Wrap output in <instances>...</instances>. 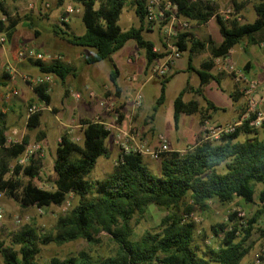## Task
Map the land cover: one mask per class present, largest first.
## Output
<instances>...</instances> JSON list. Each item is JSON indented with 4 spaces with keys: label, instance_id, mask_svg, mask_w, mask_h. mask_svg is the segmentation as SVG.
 I'll return each mask as SVG.
<instances>
[{
    "label": "trees",
    "instance_id": "obj_1",
    "mask_svg": "<svg viewBox=\"0 0 264 264\" xmlns=\"http://www.w3.org/2000/svg\"><path fill=\"white\" fill-rule=\"evenodd\" d=\"M72 1L83 7L82 21L86 31L77 34L71 30L68 22L60 21L52 25L53 34L72 46L94 49V54L85 58L87 64L108 61L112 66L110 79L117 90L120 70L113 55L129 40H134L145 51L146 69L154 60L164 56V53L155 51V43L145 36L146 28L155 23L147 18L148 0L129 1L140 21L139 26L129 29H123L120 24L128 0ZM169 1L178 6L180 15L198 25L215 18L223 36V41L218 45L211 37L203 40L188 30L178 35L179 49L189 53V69L195 70L201 80L200 87L187 85L174 100V118L178 129L181 113H199L202 123L205 119H211L210 109H219L204 96L203 87L212 80L219 82V75L212 72L216 59L227 57L245 39V50L261 43L264 36V0L254 3L257 14L254 21H240L234 15L226 19L219 12L218 4L212 0ZM66 2L57 0V5L63 6ZM245 2H229L235 13H241L242 19ZM0 8L8 15L6 23L0 22V32L5 33L10 41L21 18L19 15L10 16L2 2ZM26 18L30 19L28 15ZM29 25L39 37L40 32L33 21ZM207 49L211 58L202 63L201 69L195 68L193 55ZM29 62L41 73L54 75L63 83L70 75L77 74V67L62 59H29ZM10 78L9 72H4L0 85H6ZM170 78L171 75L162 78L161 94L152 114L145 121L146 125L153 123L164 105L166 83ZM33 90L40 102L47 105L52 103L47 82L33 86ZM187 91L204 96L208 107L201 106L196 99L185 101ZM231 98L235 102L239 97L232 94ZM42 114L37 111L28 117L27 127L30 130L41 125ZM5 117L4 113L0 114V193L24 206L35 205L43 209L63 205L70 194L79 198L75 207L58 217L55 234H41L35 227L26 225L14 234L15 248L6 245L0 238V256L5 264H38L41 246L51 242L62 245L85 239L90 245H96L100 242L97 236L101 232L107 233L117 244L114 253L103 256L81 251L65 258L52 257L45 264H242L253 249L251 237L255 225L264 216V140L258 137L257 129L244 125L216 141H202L200 135L198 143L185 152L172 150L163 155L161 175L150 171L143 155L131 152L118 160L109 177L90 180L87 176L96 167L98 159L110 154L106 140L111 131L100 120L82 119L81 142L68 132L61 135L54 160L52 187L44 189L31 180L39 176L43 167L39 152L31 156L27 165L16 162L12 167V161L18 160L29 140L9 142ZM123 119L124 115L121 114L119 122ZM242 134L247 138L240 141ZM22 176L30 180L24 183ZM257 184H261L262 188L256 195ZM256 198L259 208L247 222H242L235 211L227 221L211 225L213 234L220 237L216 247L202 248L195 243L198 224L189 216L196 209L205 212L214 200L221 204H229L237 199L253 203ZM152 205L165 215L156 229L135 238V222L139 224Z\"/></svg>",
    "mask_w": 264,
    "mask_h": 264
},
{
    "label": "rangeland",
    "instance_id": "obj_2",
    "mask_svg": "<svg viewBox=\"0 0 264 264\" xmlns=\"http://www.w3.org/2000/svg\"><path fill=\"white\" fill-rule=\"evenodd\" d=\"M129 1L130 0H128V3L125 6L120 17V24L123 29H129L132 26H137V25L139 26L140 24V21ZM163 1H167V0H163ZM257 1L259 0H250V2L252 3H255ZM3 3L9 15L12 17H16L17 15H19L21 21L19 23V27L17 28L18 30L15 34V37L13 36V38L10 41L6 42L5 44L0 43V48L2 49L4 47L7 48L10 47L11 49L12 48L15 49L16 54L14 57H12L14 63L11 64H13V66L16 67L17 70L20 67L24 66L23 63L27 62V65L31 66L30 68L33 71V73L31 71L30 73H26L27 71L20 70L19 71L21 73L20 79H23L22 76H24L25 74L26 75L33 74V76H36V74L39 72V69L36 66H33L31 62H29V60L21 61L18 59V53L20 50H23L25 47H31L38 52H42L44 55H46V57H48V55L51 53L52 54L56 53V50L59 48L57 46V42L59 41L61 43L63 40H61L60 38L56 37L53 34L52 25L54 23L60 22V18L63 15L66 6H72L75 10L77 8L80 9L79 12H74L71 14L73 16L72 21L74 26L73 28L74 30L72 31H74L77 34H81L86 31L85 25L82 21V18L80 17V15L83 12V7L80 4H76L72 0H67V2L63 6H58L57 0H5ZM31 4H33V7L30 6ZM229 6L230 5L228 4L224 5V10L226 11ZM26 15H28L31 20L27 19ZM223 15L226 16V13H223ZM32 21L35 25V28H37V30L40 32L39 37H36L34 28H31L29 25L30 23H32ZM161 24L154 23L153 26H156L155 29H157L161 39H163V34L161 30L163 24L162 25ZM194 29H197V24L192 22V25L188 31L191 32ZM210 30L215 37H219V38L222 37L216 22L210 23ZM134 43L135 42L132 40L131 44L136 45ZM246 43H247V39H245L241 45L245 47ZM131 44H127L126 46V48L130 51H131V47H130ZM241 45L240 44L237 45L236 48L240 47ZM250 47L254 49V53H252L250 57L252 60L251 65L253 64L255 69L254 72H256L255 78L264 81V74L262 71L263 70L262 62L264 60V36H262V41L260 44L251 45ZM77 48L82 49L85 52L92 50L89 48H81V47H77ZM62 50L64 51L66 49L62 48ZM60 53L61 54L59 53L58 54L61 56L63 55V57L67 56L66 51H64V53L62 52ZM244 55L245 54H243V56ZM184 59L187 60L186 55ZM118 60L120 61L119 57ZM7 66H9V64H7ZM85 66L88 67V69H95V68L99 69V71L102 73L103 76V74H105L108 71L111 65L108 61H105L103 64L98 66H93V65L87 66V64ZM258 67H260V70H258ZM241 68L246 70V68L244 67ZM191 75H192L191 80L194 81L195 76L193 74ZM52 76L54 75H47V78L50 80L49 88H51L50 94L52 96V102L54 106H52L51 109H46L47 106H45L44 109H41V112L43 113L41 117V125L36 129L30 130L27 127L29 108L34 104L42 103L37 99L36 96L28 97L26 101L25 100L22 101L21 97H18V94H15L8 99L5 98L0 99V114L4 113L6 115L5 119L9 127L7 131L8 141L10 142L16 140L17 142H22V140L28 138L29 142L27 146L32 144H40L42 146V150H38L36 152H39L40 156L43 158V167L40 171L39 176L31 180L35 185L44 189H50L52 187L51 181L55 177L54 160L56 157V147L58 146L61 140L60 138L61 135L64 132H68L73 136V138L76 141L79 142L82 141V128L80 124L82 119L76 117V112L80 110L81 103L84 101L83 100L84 97L83 95L81 99H77L75 97H69L70 100L68 101L70 102L72 101L70 104L71 107L69 108V111L70 112L75 111V114L71 115L70 117H67L66 114L64 116L63 115L64 111H62L61 109V104H62L61 99L63 97V91L65 85L63 81L58 77H55V80H51L53 79ZM106 77L108 78V76ZM179 78H183V75H180ZM20 79L18 78L17 85L24 92L23 95L24 94L28 95L29 93H27V89L28 88L30 89V87L27 85L24 79L23 80ZM14 89H18V88L11 87L10 89H6L2 91L8 92V91H13ZM104 98L107 97H96L94 101L99 104V101ZM154 98L155 97H147L144 103L145 112H147L149 115L152 114L153 107L157 100ZM171 98L173 97H168L167 102L165 103V105H163V108L161 109L160 120L162 121L163 126L166 128V131L168 132L170 139H172L173 140L172 142H174L176 141L177 128L175 124V118L173 115L174 103H173V99L171 101ZM64 102L66 103V100H64ZM116 104H117V109L120 111V114H124L125 110L123 105H119L117 103V100H116ZM130 116L132 117L131 121L133 122V124H135L138 127V129H140L144 137L147 138L149 143L151 144L148 133L152 132L151 134H154V132L151 131L149 127L145 131L143 127L148 125L144 124L142 126V124L138 123V119L136 118V116L134 117L132 115ZM98 119L96 117H92V120H98ZM68 122L69 124L66 126L64 123H68ZM113 123L114 124L117 123L115 117ZM216 123L220 124L226 122H216ZM113 132H115V127L113 128ZM258 137L264 140V130L262 129L258 130ZM246 138L247 135L242 134L240 135L239 140L243 141ZM112 140H115V133H113L106 140V146L107 147L110 146L108 148L110 152L109 156L108 157L102 156L98 159L96 167L87 176L88 179L102 180L109 177L110 174L113 172L114 167L119 159L120 149L117 144H114V146H112L111 144ZM157 140H158V135H157ZM115 146H116L115 149L117 150L114 149ZM30 160L31 159H29L25 165H27L30 162ZM16 162H18V160L12 161V167L13 165H15ZM144 163L153 174L161 175V166H160L161 160H154L148 157H144ZM154 163L156 165L159 164V166L157 167L156 165H152ZM21 179L23 180L24 183H27L30 180V178L26 176H22ZM261 188L262 185L257 184L256 195L259 193ZM78 200L79 198L77 196H75L74 194H70L67 201L63 205L61 206L52 205L50 207L44 208L42 212L40 211L39 207L35 205L24 206L19 201L6 196L5 194H1L0 195V212L2 213V218H0L1 240H3L5 244L8 245L9 247L15 248L16 244L13 242L14 234L19 230H21L26 225L35 227L37 231L41 234L42 233L52 234V235L55 234L57 232L56 225H57L58 217L70 211L73 207H75L78 203ZM239 208L245 211L244 221L247 222V220L251 219V217H253L255 212L258 210L259 200L258 198H256V200L253 203H245L243 200L237 199L229 204H221L220 202L214 200L211 202L210 207L208 208L207 211L202 212L199 209H196L194 212L195 213L194 220L198 224V229L196 232L195 243L200 245L202 248H205L206 246L216 247L219 243L220 237L217 238L213 234L211 230V225L219 222L227 221L228 216ZM164 215L165 213L159 210L154 205L150 206L148 212L144 215L143 218L140 219L139 224L135 222L134 225L135 238H140L145 234L146 231H152L156 229ZM97 237L100 238V242L96 245H90V243H88V241H86L85 239L70 241L62 245H58L54 242L42 245L41 246L42 250L39 257L37 258V263L45 264L52 257L65 258L70 255H77L81 251H88L91 254L106 256L114 253L117 250L118 247L117 244L111 239V237L107 233L101 232L100 234H98ZM251 241L254 243L253 249L244 258L242 264H252L254 254L264 249V216H262V218L259 220V223L255 225L253 235L251 237ZM263 262H264V255H263ZM0 264H5L1 256H0Z\"/></svg>",
    "mask_w": 264,
    "mask_h": 264
},
{
    "label": "crops",
    "instance_id": "obj_3",
    "mask_svg": "<svg viewBox=\"0 0 264 264\" xmlns=\"http://www.w3.org/2000/svg\"><path fill=\"white\" fill-rule=\"evenodd\" d=\"M212 1L218 4L219 12L222 15L223 13H226V16L223 15L226 19L231 18V16L227 14V11L232 9L231 6H229L226 11L224 10V5L227 4L229 5L230 0H212ZM242 15L244 18L243 19L241 18L240 21H254L256 19L257 14L254 8V3L250 2V0H247L245 2V6L242 10ZM72 17L73 16L70 15L68 23L70 25L71 30H74ZM80 17L82 18V14L80 15ZM211 22H216L215 18L210 19L205 24L202 25L197 24V29H194L191 32H193L198 38L203 40L207 39L208 37H211L215 41V43L219 45L223 41V36L221 38L214 36V34L210 30ZM155 28L156 26L153 25L147 27L145 31V36L155 43V49L157 52L163 53L162 51L164 46L163 39H161L157 29ZM16 32L13 35L14 37ZM131 42L132 40H129L119 51H117L113 55V59L120 70V76L118 79V84H119L118 90L114 87L110 79L112 66L109 67L108 71L105 74H103V76L102 73L99 71V69L96 68L88 69V67L85 66L87 64L85 62V58L93 55L95 52L94 49L89 48L92 50L85 52L82 49H78L77 47L68 44L64 40L61 43L59 41L57 42V46L59 48L56 50V53L61 54L60 52L64 53V51H66L68 57L67 56L63 57L62 55L63 57L62 60L77 67V74L75 76L70 75L64 83L65 88L63 91V97L61 99L62 101L61 109L62 111H64L63 114L64 116L66 114L67 117H70L71 115L75 114V111L73 112L69 111V108L71 107L70 104L72 101L71 102L68 101L70 100L69 97H73L71 91L72 89H74L75 91L78 90L81 91L84 97L83 98L84 101L81 103L80 110L76 112V117H79L80 119L83 118L92 119V117H96L97 119L99 118L98 120L103 121L106 124L112 125L114 120L113 113H110L107 110L103 109L94 100L96 97H115L117 103L119 105H123L124 107L125 110V113L123 114L124 121L125 118L126 121H128L129 116L132 115L133 117L136 116L139 124H142V126L145 124L146 118L151 115L145 112L144 109L145 100L147 97H155L154 99H157L160 96L161 88H162V84H161L162 78L152 77L149 75V70L146 69L147 59L145 56V51L139 48L135 41L134 44L136 45L131 44ZM127 44H131L130 45L131 51L126 48ZM236 46L230 51L227 57L218 58L215 60L216 65L213 68L212 72L215 75H219V82L212 80L203 87L204 96L208 100L212 101L217 107H219L218 110L210 109L209 111V113L211 114V121L214 123L234 121L236 119L243 117L246 113V105L244 98L240 96V93L238 91V86L235 83L233 75L229 72L228 66L235 65L237 67H244L248 70L247 71L248 76L255 78L256 72H254L255 69L253 64L251 65L252 60L250 57V55L254 53V49L250 47L248 48V50H245V47L242 45L238 48H236ZM62 48L66 50L63 51ZM15 54L16 52L15 49L13 48L12 49L10 47L9 48L4 47L2 49L0 48V79H3L4 72L6 71L9 72V74L11 75V78L6 81L7 84L2 85L0 89L6 90V89H10L11 87H16L18 88L17 89L18 97H21L22 101L24 100L26 101L28 97L36 96V94L33 90V86L25 81L27 85L30 87V89L29 88L27 89V93H29L28 94L29 96L26 94L23 95L24 92L17 85L18 78L20 79L21 76V73L19 71L20 70L27 71L26 73H30V71L33 73V71L30 68L31 66L27 65V62L23 63L24 66L20 67L17 70V68L14 67L13 64H11L14 63L12 57H14ZM243 54L245 55L243 56ZM185 55L187 56V60L184 59ZM118 57L120 61L118 60ZM210 58H211V53L208 49L201 53H196L195 55H193V66L197 69H201L202 63ZM188 59H189V53L183 52L182 57L176 61L174 67L168 74L171 75V78L166 83L165 103L167 102L168 97H173L171 98V101L173 99V103H174L175 98L184 88H186L187 85H190L194 88L200 87V83H201L200 77L195 70L189 69ZM104 62L105 61L98 62L95 64H87V66L88 65L98 66L103 64ZM7 64H9V66H7ZM258 70H260V67H258ZM191 74L195 76L194 81L191 80L192 78ZM180 75H183V78H179ZM24 76H22L23 79ZM36 76L46 77L47 75L41 73L39 70ZM106 76H108V78ZM55 77L56 76H52L53 79L51 80H55ZM47 83L50 84V80L48 78H47ZM50 90L51 88H49V92ZM138 91H141L143 94V103L141 108H135L131 101L135 93ZM232 94H234L236 97H239L237 101L234 102L232 100L231 98ZM204 96L196 95L191 91H187L184 94V100L190 101L192 99H196L199 101L201 106L208 107L207 101L205 100ZM64 100H66V103L64 102ZM43 104L47 106L46 109H51L52 106H54L53 102L50 105H47L45 103ZM162 108L163 106L156 114L153 123L143 127L145 131L147 130L148 127L149 128L151 126L154 127V129L151 130L154 132V134H151L152 132L148 133L151 144L157 145L158 143L157 135L163 134L167 137L169 146L172 150L183 152L187 148H191L195 146L198 143V139L199 136L201 135V130H202V123L199 113L196 114L181 113L179 118V128L177 129V134H176V141L172 142L173 140L170 139V136L166 131V128L163 126V123L160 120ZM173 115H174V110H173ZM64 124L67 126L69 122ZM111 144L112 146H114V144H116L115 140H112ZM116 146L114 147V149L116 148ZM152 165H156V164L154 163ZM156 166L158 167L159 164H157Z\"/></svg>",
    "mask_w": 264,
    "mask_h": 264
},
{
    "label": "built area",
    "instance_id": "obj_4",
    "mask_svg": "<svg viewBox=\"0 0 264 264\" xmlns=\"http://www.w3.org/2000/svg\"><path fill=\"white\" fill-rule=\"evenodd\" d=\"M5 0H0V3ZM247 1V0H245ZM33 7V4L30 5ZM80 9L76 10L72 6H66L63 15L60 18V21L68 22L69 16L74 12H79ZM227 14L231 17H237L241 20L240 13H235V11L228 10ZM147 18L149 21L155 23L164 22L161 27L163 34V53L162 58L154 60L149 66V75L152 77L164 78L167 76L172 68L174 67L176 61L182 57V51L177 45V38L181 32L187 31L192 25V21L179 14L178 6L173 4L169 0H148V13ZM8 21V15L3 13L0 10V22L6 23ZM8 42V38L5 33L0 32V43L5 44ZM156 51V49H155ZM18 59L29 60V59H41V60H53V59H62V56L58 53L49 54L48 57L42 52L36 51L34 48L25 47L23 50H20L18 53ZM263 74H264V60L262 62ZM229 72L233 75L236 85L238 86V91L242 94L246 105V113L243 117L236 119L231 122L226 123H214L211 119H205L202 122L201 137L202 141H216L221 139L223 136L234 133L237 131L238 127L248 125L252 129L264 130V81L252 78L248 76L247 72L235 65L228 66ZM24 80L31 84L32 86L40 85L47 82V76H33L25 75ZM72 96L81 99L82 93L72 89ZM18 94V90L14 89L13 91H2L0 89V99H8L13 95ZM132 103L135 108H139L143 103V94L141 91L135 93L132 98ZM99 105L107 110L110 113H113L116 124L112 123L105 124V126L111 131V134L115 133V143L120 149L119 159H123L126 154L131 152L139 153L144 157H148L154 160H161L163 155L172 151L168 139L165 135H158L157 145H152L149 143L148 139L144 137L140 129L133 124L131 121V116L129 120L119 122L120 111L117 109L116 98L107 97L99 101ZM45 105L34 104L29 108L28 117L44 109ZM115 127V132L113 128ZM10 142H17L16 140ZM38 150H42L40 144H32L27 146L25 151L18 158V162L21 165H25L30 157ZM118 159V160H119ZM118 162V161H117ZM2 193H0L1 195ZM43 212V208H39ZM238 216L241 218L242 222L245 223V211L242 209L236 210ZM190 218H195V213H191ZM0 218H2V213L0 212ZM264 249L256 252L253 257L252 264H264L263 262Z\"/></svg>",
    "mask_w": 264,
    "mask_h": 264
}]
</instances>
